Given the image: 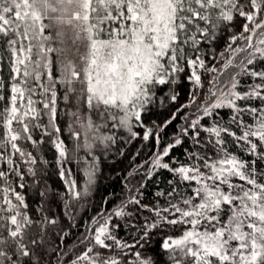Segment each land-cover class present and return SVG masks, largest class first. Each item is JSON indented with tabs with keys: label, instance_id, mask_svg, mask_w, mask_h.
Wrapping results in <instances>:
<instances>
[{
	"label": "snow or ice",
	"instance_id": "snow-or-ice-1",
	"mask_svg": "<svg viewBox=\"0 0 264 264\" xmlns=\"http://www.w3.org/2000/svg\"><path fill=\"white\" fill-rule=\"evenodd\" d=\"M136 140L168 191L73 256L54 206ZM0 264H264V0H0Z\"/></svg>",
	"mask_w": 264,
	"mask_h": 264
},
{
	"label": "trees",
	"instance_id": "trees-1",
	"mask_svg": "<svg viewBox=\"0 0 264 264\" xmlns=\"http://www.w3.org/2000/svg\"><path fill=\"white\" fill-rule=\"evenodd\" d=\"M181 102H186L185 94L181 91ZM168 110L166 108H160L157 111V115L153 119H164ZM189 114L193 109H189ZM226 110H221V115H225ZM182 121L177 120L175 126H181ZM168 137L171 138L174 132L173 127H169L166 130ZM145 143L140 140L133 141L131 143L125 142L124 144H117L111 151L106 152L101 156L98 163V173L96 175L95 184L90 189L88 195L82 196L77 202L73 201L75 207L69 209L55 208L60 213L61 227L69 235L66 237L67 250L73 256L80 251L79 241L88 234L89 229L93 227L92 220L98 218L99 213L108 214L112 209L116 208L121 201L125 200L129 195L133 194L136 189H140L143 195L140 197L143 203L156 201L155 195L158 191L167 192L169 185L167 181L170 179V174L166 170H161L157 175H154L151 179L146 178L147 165L134 172L133 175H128L133 169L140 164H143L152 152V146L148 143V146L141 148L140 145ZM123 152V155L120 152ZM139 151V156L135 154ZM177 159H183L181 151L175 153ZM135 156V159L133 157ZM80 171H76L74 168L73 175L77 177L78 181L82 184L80 176L83 170V164L77 166ZM58 185L60 181L53 176L52 178ZM129 189L133 190V193L129 192ZM161 202L163 198H160ZM69 217H71L69 219ZM114 222L124 224L125 227L118 230L121 235L127 232H131V229L127 227V223H135L132 218L127 220H121L120 218H114Z\"/></svg>",
	"mask_w": 264,
	"mask_h": 264
}]
</instances>
